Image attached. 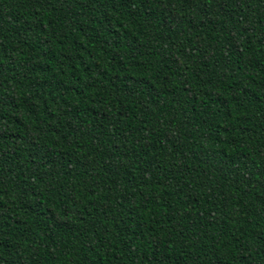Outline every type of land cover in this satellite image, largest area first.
<instances>
[{"label": "trees", "instance_id": "16d2710c", "mask_svg": "<svg viewBox=\"0 0 264 264\" xmlns=\"http://www.w3.org/2000/svg\"><path fill=\"white\" fill-rule=\"evenodd\" d=\"M0 264H264V0H0Z\"/></svg>", "mask_w": 264, "mask_h": 264}]
</instances>
